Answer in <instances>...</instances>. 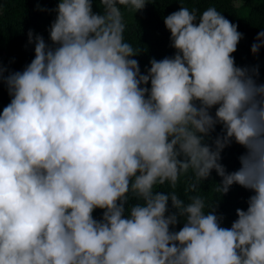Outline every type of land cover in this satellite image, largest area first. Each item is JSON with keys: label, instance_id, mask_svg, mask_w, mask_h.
Segmentation results:
<instances>
[{"label": "clouds", "instance_id": "1", "mask_svg": "<svg viewBox=\"0 0 264 264\" xmlns=\"http://www.w3.org/2000/svg\"><path fill=\"white\" fill-rule=\"evenodd\" d=\"M55 12L51 45L29 32L32 61L0 63V264H264V84L236 66L238 25L180 7L163 20L174 56L142 74L92 0H58ZM262 47L264 31L252 54ZM217 126L213 150L203 141ZM233 141L244 152L227 172ZM193 147L201 180L215 171L223 195L252 193L230 227L218 203L205 212L200 196L153 191L175 184Z\"/></svg>", "mask_w": 264, "mask_h": 264}, {"label": "trees", "instance_id": "2", "mask_svg": "<svg viewBox=\"0 0 264 264\" xmlns=\"http://www.w3.org/2000/svg\"><path fill=\"white\" fill-rule=\"evenodd\" d=\"M144 8L137 7L136 0H92L93 12L104 18L105 26L122 35L124 42L131 45L138 60L141 73H146L150 60L172 57L175 50L171 47L170 33L164 25V17L179 10L188 8L199 19L208 8H215L233 24L243 38L233 54L236 66L246 68L250 74L255 72L257 84H264V47L253 55L251 45L258 32L264 31V0H147ZM58 0H0V63L9 71H22L34 58V45L29 44L28 34L42 35L46 43L49 40V29L56 18L55 9ZM7 75V73H5ZM10 102L6 85L0 84V110ZM214 113V110H213ZM222 135L220 126L204 143L215 150V140ZM244 149L234 141L221 152L220 163L227 172L240 167L239 157ZM178 159L187 163L181 167L175 184L166 182L157 184L154 192L175 194L189 203L195 196L205 201V212L218 203L217 214L223 217L222 226L230 227L236 219V209H246L247 200L252 194L239 187L232 186L226 195L219 191L221 177L213 171L203 181L198 176L202 157L193 147L189 155L181 154ZM136 199L130 194L129 206ZM170 211L171 205H169ZM103 213L94 212L99 220ZM182 226L178 225L177 229Z\"/></svg>", "mask_w": 264, "mask_h": 264}]
</instances>
